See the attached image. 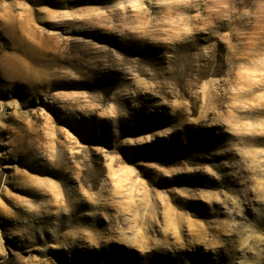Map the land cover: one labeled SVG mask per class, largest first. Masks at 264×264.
<instances>
[{"label":"rangeland","instance_id":"rangeland-1","mask_svg":"<svg viewBox=\"0 0 264 264\" xmlns=\"http://www.w3.org/2000/svg\"><path fill=\"white\" fill-rule=\"evenodd\" d=\"M0 264H264V0H0Z\"/></svg>","mask_w":264,"mask_h":264},{"label":"trees","instance_id":"trees-1","mask_svg":"<svg viewBox=\"0 0 264 264\" xmlns=\"http://www.w3.org/2000/svg\"><path fill=\"white\" fill-rule=\"evenodd\" d=\"M192 143V142H191ZM190 141H189V144H191Z\"/></svg>","mask_w":264,"mask_h":264}]
</instances>
